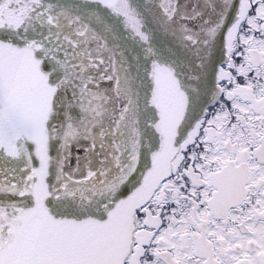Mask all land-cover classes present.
<instances>
[{"label":"snow or ice","instance_id":"6c2138e0","mask_svg":"<svg viewBox=\"0 0 264 264\" xmlns=\"http://www.w3.org/2000/svg\"><path fill=\"white\" fill-rule=\"evenodd\" d=\"M0 264H264V0H0Z\"/></svg>","mask_w":264,"mask_h":264}]
</instances>
